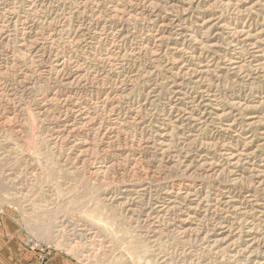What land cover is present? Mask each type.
Returning <instances> with one entry per match:
<instances>
[{"label": "rangeland", "instance_id": "obj_1", "mask_svg": "<svg viewBox=\"0 0 264 264\" xmlns=\"http://www.w3.org/2000/svg\"><path fill=\"white\" fill-rule=\"evenodd\" d=\"M55 260L264 264V0H0V264Z\"/></svg>", "mask_w": 264, "mask_h": 264}, {"label": "bare ground", "instance_id": "obj_2", "mask_svg": "<svg viewBox=\"0 0 264 264\" xmlns=\"http://www.w3.org/2000/svg\"><path fill=\"white\" fill-rule=\"evenodd\" d=\"M231 1V0H230ZM83 8V7H82ZM217 20V19H216ZM173 23V22H172ZM24 24V23H23ZM176 24V23H175ZM25 25V24H24ZM228 25V24H227ZM182 28V27H181ZM234 28V27H233ZM185 29V28H184ZM218 29V28H217ZM239 30V29H238ZM25 31V30H24ZM203 31V30H202ZM220 32V31H219ZM221 33V32H220ZM185 34V33H184ZM228 34V33H227ZM246 34V33H245ZM248 34H250V33H248ZM258 35V34H257ZM108 36V35H107ZM193 36V35H192ZM238 36V35H237ZM221 37V36H220ZM239 37V36H238ZM246 39H248V37H245ZM245 38H243V39H241V42H246L244 39ZM256 38V37H255ZM259 38V37H258ZM257 39V38H256ZM259 40V39H258ZM203 41V40H202ZM204 43V42H203ZM232 43H233V45H234V48L235 49H239V50H242L243 49V45L242 44H240V42L239 41H233L232 40ZM209 45V44H208ZM212 45H213V43H212ZM232 45V46H233ZM194 46H196V45H194ZM219 48V47H218ZM254 51H253V55H254V57L255 58H258V57H260L261 55L259 54V52H261L262 51V48L259 46V45H256V46H254ZM185 49V48H184ZM232 50V49H231ZM236 51V50H235ZM234 51V52H235ZM192 53V52H191ZM213 53V52H212ZM187 56V55H186ZM194 56V55H193ZM207 56V55H206ZM210 58V57H209ZM228 58V57H227ZM230 58V57H229ZM238 57H236V58H230V63L233 65V66H235V68H237V65H238V61L236 60ZM254 58V59H255ZM244 58H242V60H243ZM209 60V59H208ZM229 60V59H228ZM256 60V59H255ZM216 63V62H215ZM59 64V63H58ZM202 64V63H201ZM211 69V68H210ZM216 69V68H215ZM234 71V70H233ZM182 87V86H181ZM185 89V88H184ZM202 89V88H201ZM209 92V91H208ZM182 96V95H181ZM97 97V96H96ZM177 97V96H176ZM180 98V97H179ZM213 98V97H212ZM195 99V98H194ZM199 99V98H198ZM208 99V98H207ZM213 103V102H212ZM212 105H214V104H212ZM215 106V105H214ZM83 107V106H82ZM87 109V108H86ZM214 110V109H213ZM191 112V111H190ZM215 112V111H214ZM90 114V113H89ZM192 114V113H191ZM117 115V114H116ZM189 116H190V114H189ZM87 117H88V115H87ZM202 119V118H201ZM204 119V118H203ZM223 121V120H222ZM90 124V123H89ZM235 125V124H234ZM64 127V126H63ZM165 128V127H164ZM233 130V129H232ZM71 134V133H70ZM160 135V134H159ZM163 135V134H162ZM160 137V136H159ZM82 139V138H81ZM163 139H165V138H163ZM250 140V139H249ZM163 142V141H162ZM165 142V141H164ZM166 143V142H165ZM232 143V142H231ZM232 145V144H231ZM234 145V144H233ZM232 145V146H233ZM242 147V146H241ZM222 148V147H221ZM241 150V149H240ZM251 151V150H250ZM224 152V151H223ZM246 153V152H245ZM176 154V153H175ZM233 154H235V153H233ZM232 155V154H231ZM241 157V156H240ZM109 160V159H108ZM236 160V159H235ZM252 160V159H251ZM246 161V160H245ZM253 161V160H252ZM250 162V161H249ZM228 163V162H227ZM250 165V164H249ZM236 166V165H235ZM169 168V167H168ZM149 169V168H148ZM214 172V171H213ZM260 172V171H259ZM258 172V173H259ZM190 177V176H189ZM237 178V177H236ZM200 185V184H199ZM178 187V186H177ZM231 190V189H230ZM223 191H225V190H223ZM255 194V193H254ZM173 195V194H172ZM256 196V195H255ZM221 198V197H220ZM229 198V197H228ZM254 198V197H253ZM246 199V198H245ZM250 199V198H249ZM247 200V199H246ZM256 200V199H255ZM222 201V200H221ZM224 201V200H223ZM166 202V201H165ZM164 202V203H165ZM168 202V201H167ZM229 203H231V202H229ZM259 203V202H258ZM220 204V203H219ZM231 205V204H230ZM229 206V205H228ZM248 206V205H247ZM245 207V206H244ZM223 208V207H222ZM228 208V207H227ZM231 209V208H230ZM229 209V210H230ZM248 209V208H247ZM139 211V210H138ZM263 211V210H262ZM238 215V214H237ZM236 216V215H235ZM251 216V215H250ZM184 218V217H183ZM242 218V217H241ZM245 219V218H244ZM228 222V221H227ZM181 224V223H180ZM221 224V223H220ZM87 232V231H86ZM182 235V234H181ZM245 239V238H244ZM247 239V238H246ZM250 239V238H249ZM248 244V243H247ZM99 246V245H98ZM239 249V248H238ZM250 249V248H249ZM232 250V249H231ZM251 252V251H250ZM247 262V261H246ZM261 262V261H260Z\"/></svg>", "mask_w": 264, "mask_h": 264}, {"label": "crops", "instance_id": "obj_3", "mask_svg": "<svg viewBox=\"0 0 264 264\" xmlns=\"http://www.w3.org/2000/svg\"><path fill=\"white\" fill-rule=\"evenodd\" d=\"M33 264H41V263L34 262ZM46 264H83V263H81V262H74V261H66V260H55V261L47 262Z\"/></svg>", "mask_w": 264, "mask_h": 264}]
</instances>
